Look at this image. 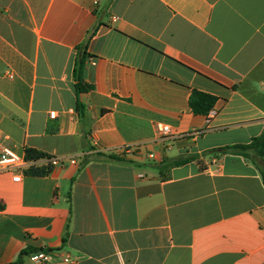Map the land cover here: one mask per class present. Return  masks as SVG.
<instances>
[{
	"label": "crops",
	"instance_id": "crops-1",
	"mask_svg": "<svg viewBox=\"0 0 264 264\" xmlns=\"http://www.w3.org/2000/svg\"><path fill=\"white\" fill-rule=\"evenodd\" d=\"M194 91L216 98L208 115ZM263 130L264 0H0V145L50 157L43 177L0 172V264L29 248L52 264H264L250 161L158 170Z\"/></svg>",
	"mask_w": 264,
	"mask_h": 264
},
{
	"label": "trees",
	"instance_id": "trees-1",
	"mask_svg": "<svg viewBox=\"0 0 264 264\" xmlns=\"http://www.w3.org/2000/svg\"><path fill=\"white\" fill-rule=\"evenodd\" d=\"M94 35L91 34L90 38ZM87 45L80 47L79 54L75 61L74 67V77H75V90L77 93V112L81 118L85 115V106L79 101L78 96L82 93L91 91L94 87L89 85L83 78L84 63L87 56ZM216 98L205 94L202 92L194 91L190 98V107L194 114L196 115H208L212 109L215 107ZM223 154V155H234L240 156L244 159L250 161L259 171L261 179L264 185V130L262 134L254 139L248 144H234L221 147L218 149H213L205 152L203 155H187L177 158H167L158 164V170L161 176L165 177L166 172L172 168L181 167L191 162L198 163L202 169H206L204 165V159L207 156ZM26 158L28 160H38V159H49L48 155H45L34 149L26 150ZM111 159H118L115 156H109ZM50 171V166L45 167H32L26 171V175L43 177L46 176ZM36 249H26L24 250L16 262L12 264H22L23 257L36 252Z\"/></svg>",
	"mask_w": 264,
	"mask_h": 264
},
{
	"label": "built area",
	"instance_id": "built-area-1",
	"mask_svg": "<svg viewBox=\"0 0 264 264\" xmlns=\"http://www.w3.org/2000/svg\"><path fill=\"white\" fill-rule=\"evenodd\" d=\"M51 118L56 117V113H50ZM158 136L162 140H168L173 136L172 129L169 125L159 123L156 125ZM48 161V159L28 160L25 155L17 153L14 149L0 145V172L12 173L22 171L26 173L30 168L38 167L39 162ZM14 182L21 181V175L16 174L12 177ZM33 264H52V256L47 251H38L29 255ZM65 262H69V256L64 257Z\"/></svg>",
	"mask_w": 264,
	"mask_h": 264
}]
</instances>
